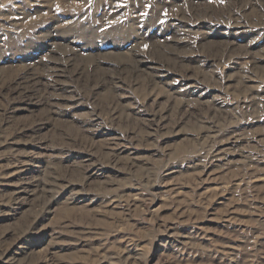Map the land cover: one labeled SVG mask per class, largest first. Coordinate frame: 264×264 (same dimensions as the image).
<instances>
[{"label":"rangeland","instance_id":"1","mask_svg":"<svg viewBox=\"0 0 264 264\" xmlns=\"http://www.w3.org/2000/svg\"><path fill=\"white\" fill-rule=\"evenodd\" d=\"M41 1L0 0V177L22 157L42 167L38 190L0 214V264L9 250L16 264H100L123 252L111 264H264V175L238 186L240 164L201 183L213 142L234 133L232 160L243 145L264 168V101L249 104L238 85L264 78V63L229 70L241 54L264 56V0ZM202 21L247 32L228 45L203 35ZM185 24L192 33H176ZM139 60L199 78L218 104L175 96ZM113 138L129 147L122 159L107 150ZM95 165L104 176L91 177ZM168 168L179 171L168 178ZM168 226L195 243L168 241ZM242 238L232 263L213 251Z\"/></svg>","mask_w":264,"mask_h":264},{"label":"bare ground","instance_id":"2","mask_svg":"<svg viewBox=\"0 0 264 264\" xmlns=\"http://www.w3.org/2000/svg\"><path fill=\"white\" fill-rule=\"evenodd\" d=\"M44 2L41 0H34V6H43ZM205 21H202L199 23L201 27V30L204 31L203 35L211 36L213 33L218 32L215 31L214 29L216 28L218 24H206L209 27H206ZM212 26V27H210ZM221 26V25H220ZM238 26L236 24H232L225 27H222L219 29V32L216 35H218L221 38H224L225 41L227 42L228 45H234L235 40L241 38L240 35L242 33H246V27ZM175 27V26H174ZM176 33H180L184 36H189L192 33V28L191 26L182 25L178 26L175 29ZM252 47L253 45L250 44ZM243 54L239 55L240 57ZM250 56V55H249ZM239 57V58H240ZM237 58V60L239 59ZM231 64L230 66V71H235L236 74H242L243 69L244 71L247 70V66L249 65L250 69L256 65H259L261 63H264V56L261 55V57H254L252 60L249 58H245V60L237 61ZM140 63L149 65L148 69H150L154 74L155 78L160 81L164 86H166L169 91L172 92L175 96H182V97H188L190 99H194L197 102H202L209 100L210 98L213 99L216 104H218V100L220 95H216L215 97L213 96V90L210 87H205L199 78L197 77H192V76H183V75H177L169 72L168 70L164 69L163 66L158 65L157 63L154 62H147L145 60H139ZM58 72V71H57ZM253 72V71H252ZM255 74V73H254ZM260 75V74H259ZM227 76V75H226ZM233 75L228 76L225 78L224 82L227 83L228 86L225 85V90L226 92L230 91L231 89L235 88V82L234 79H232ZM242 82L238 83V85L245 86L244 88L249 90L250 95H249V101L248 103L251 104H256L258 102L264 101V97L262 95L260 96L259 93L252 94L253 90L256 88H260V92H264V78L258 77L257 74L255 75H243L242 76ZM240 82V80H239ZM238 86V87H239ZM224 90V89H223ZM245 100V99H244ZM247 101V100H246ZM157 114V113H156ZM153 119H155V116H152ZM217 136V135H216ZM240 137L241 135L239 134H232L230 138L228 139L227 143L219 145V146H214L216 142H213L212 144V158L211 161L209 162L208 165H206L203 170L201 171V175L203 176V180L201 183H210L213 182L217 179H219V173L221 170H228L231 167H234L236 165L242 164L246 173V179L239 180L241 183H239L238 186H243L247 185L249 186V183L251 180L258 178L259 179V173H262L264 175V168L263 167H255L259 165L258 161L259 159L257 158L258 156L255 157V155L259 154H254L251 151L247 150V146H241V151L240 154L243 155V159L239 160L240 162L238 163L237 161L232 160L231 158V152H233L234 148L236 149L238 144L240 143ZM217 138V137H216ZM113 142L110 143L107 148V150L111 151L113 155L117 156L118 159H122L123 156L125 155L126 152L130 151L129 147L124 144V142L121 141L120 138H113ZM131 147V146H130ZM45 150V149H44ZM48 149H46V152ZM211 152V151H210ZM262 153V151H261ZM124 154V155H122ZM132 155H135L132 153ZM137 157V156H136ZM133 157H130L128 159L131 160H137V159H132ZM33 159L37 158H30V157H22L20 160L15 161L11 163L10 165L7 166L6 172L0 177V186H3L4 188L7 189L8 191V196L5 195V193H2L0 195V214H2V210L6 207L8 201L11 199L18 200L21 197L25 196L30 192L31 188V194L35 193L38 188L41 185V182L37 181L38 176H40V173L42 171V167L38 164L37 161H33ZM263 162V160H261ZM248 165H251V168L248 167ZM197 166V165H195ZM199 166V165H198ZM261 166V165H260ZM90 169V168H89ZM98 169V168H97ZM96 169V165L94 166V172L92 173L91 177H99V176H104V172L101 173L99 170ZM178 168H168L167 174L165 176H168V178H173L179 170H176ZM218 170V172H216ZM99 172V173H98ZM216 172V173H214ZM251 172V173H250ZM250 173V174H249ZM206 177V178H205ZM215 177V178H213ZM256 179V180H258ZM93 180V179H92ZM31 181H34V184H32ZM247 181V182H245ZM253 182V181H252ZM258 182V181H255ZM253 182V183H255ZM242 184V185H241ZM2 192V191H0ZM176 192V189L172 190V194ZM171 194V195H172ZM138 195V194H137ZM82 196L81 194H77L75 198H73L75 201L78 202H86L84 206L87 207H92L94 205V201L91 199L85 200V197H80ZM136 196V195H134ZM133 196V205L136 204V201L138 200ZM26 197V196H25ZM170 198H173V196H169ZM84 200V201H81ZM12 201V200H11ZM74 202V201H73ZM15 204V203H14ZM221 204V202L219 203ZM19 205V204H18ZM115 205L114 208L118 209L120 207V204L116 203L113 204ZM130 205V204H129ZM223 205V204H222ZM129 208V207H128ZM226 222L228 224L231 223V219H228ZM262 231H264V220H263V226L260 227ZM201 231V229H199ZM168 237V241L173 242H179L181 244L185 245H193L195 243L194 237L191 235H184V234H178L174 231V229L171 226H168L165 229V232L163 233ZM191 234V233H190ZM203 240H205V235L202 236ZM175 242V243H176ZM167 243V242H166ZM170 244V243H169ZM248 244V240L246 238H242L240 240V245H232L229 246L228 248H213V251L216 255H218L220 258H224L226 261H231L234 262L233 256L237 254L242 246H245ZM19 247V246H18ZM24 251V250H23ZM129 251L132 252L130 249ZM209 252V251H208ZM211 253V252H209ZM124 254H118V253H109L104 256H102V262L100 264H106V263H112L116 257H121ZM16 255L15 251L9 250L6 252L5 255H3L2 262L3 264H16L21 260ZM28 255V254H27ZM25 256V255H24ZM23 258V257H22ZM245 260V259H244ZM247 264V263H246Z\"/></svg>","mask_w":264,"mask_h":264}]
</instances>
